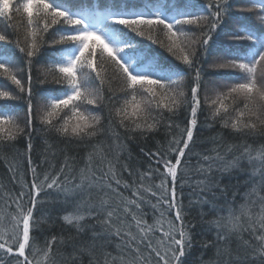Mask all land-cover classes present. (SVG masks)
Here are the masks:
<instances>
[{
  "label": "snow or ice",
  "instance_id": "snow-or-ice-1",
  "mask_svg": "<svg viewBox=\"0 0 264 264\" xmlns=\"http://www.w3.org/2000/svg\"><path fill=\"white\" fill-rule=\"evenodd\" d=\"M0 161V264H264V0H0Z\"/></svg>",
  "mask_w": 264,
  "mask_h": 264
},
{
  "label": "trees",
  "instance_id": "trees-1",
  "mask_svg": "<svg viewBox=\"0 0 264 264\" xmlns=\"http://www.w3.org/2000/svg\"><path fill=\"white\" fill-rule=\"evenodd\" d=\"M237 15L240 16H244L246 17L248 20H250L254 26H258L256 24V21L254 20L253 17L249 16L247 13H237ZM145 43H150V42H145ZM154 48L157 46H153ZM160 52L162 55L167 56L168 54L166 52H164L163 49H160ZM203 116L201 117V120L203 121ZM220 131L219 128V124H217L213 130H209V129H204L199 135H198V139L201 141H206L207 138L213 136L216 132ZM166 136H165V129L161 128L158 132L150 135L147 139H138L137 142H133L129 144L132 156L134 157L132 164L134 167H140L142 170L146 169L148 167V160L146 157L143 156V154L140 152L141 148H144L145 151H156L157 147L159 146L157 144V142L159 141L161 144L166 142ZM34 143H36L38 145L37 149L33 152V160L36 162H39V151H40V141L39 139H37L36 141H34ZM18 148H20L21 151H23L26 147V145L21 142L20 144L17 145ZM207 147H211L210 143H203L198 145L197 150H200L202 148H207ZM76 153V149H73V154ZM82 154V153H81ZM137 160H139L141 163L137 164ZM194 162V161H193ZM27 161L25 159V167H26ZM30 179V176H29ZM227 182V181H225ZM0 184H3L7 189H11L12 188V177H11V173L8 171L7 166L4 164L3 161H0ZM18 191V189H16ZM3 190L0 189V192H2ZM185 191H188V189H185ZM185 203H187V201H185ZM59 231V228L56 229V232ZM67 234V233H66ZM43 239V237H41V240ZM201 249L200 248H194L192 251L191 256L189 257V262L191 264L192 261L195 260V258L199 255ZM205 259H207V255H205L204 257ZM86 264V262H85Z\"/></svg>",
  "mask_w": 264,
  "mask_h": 264
}]
</instances>
